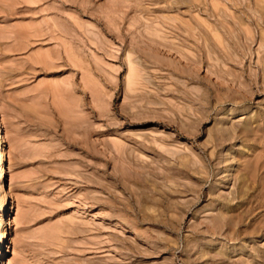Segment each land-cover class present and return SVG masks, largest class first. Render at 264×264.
I'll use <instances>...</instances> for the list:
<instances>
[{"label": "rangeland", "instance_id": "1", "mask_svg": "<svg viewBox=\"0 0 264 264\" xmlns=\"http://www.w3.org/2000/svg\"><path fill=\"white\" fill-rule=\"evenodd\" d=\"M245 1L0 0V264H218L212 216L263 227L264 3ZM261 231L214 244L263 262Z\"/></svg>", "mask_w": 264, "mask_h": 264}, {"label": "bare ground", "instance_id": "2", "mask_svg": "<svg viewBox=\"0 0 264 264\" xmlns=\"http://www.w3.org/2000/svg\"><path fill=\"white\" fill-rule=\"evenodd\" d=\"M247 1V0H246ZM245 1V2H246ZM259 1L260 2H263L264 3V0H258V3H259ZM237 2V1H236ZM245 2H243V3H245ZM254 2V1H253ZM242 3V4H243ZM251 3V2H250ZM252 4V3H251ZM250 5V4H249ZM253 5H254V3H253ZM235 6V5H234ZM240 6V5H239ZM247 6V5H246ZM262 6H264V5H261V7ZM251 7V6H250ZM253 7V6H252ZM256 8V7H255ZM263 8V7H262ZM248 9V8H247ZM250 11V10H249ZM253 12V11H252ZM255 12H257V11H255ZM260 13V12H259ZM256 14V13H255ZM259 15H261V14H259ZM255 16V15H254ZM258 16V15H257ZM263 18V17H262ZM213 54V53H212ZM231 54V53H230ZM212 56V55H211ZM196 67V66H195ZM199 69V68H198ZM195 71V70H194ZM197 71L198 70H196L194 73H197ZM211 72V71H210ZM213 74H211L210 76H209V74H208V76L209 77H212V75L215 77L214 79H217V81H218V79L220 78L219 76H218V73L217 72H212ZM207 75H204V78L203 79H205V77H206ZM197 77V76H196ZM209 77H207V78H209ZM216 77H218V78H216ZM195 79V78H194ZM211 79V78H210ZM196 80H198V79H196ZM207 80H209V79H207ZM207 80L205 79V81L207 82ZM220 80H222V79H220ZM219 80V81H220ZM199 81V80H198ZM211 81V80H210ZM194 82H197V81H195L194 80ZM216 82V81H215ZM221 82V81H220ZM220 82H217L216 84H220ZM223 82V81H222ZM222 82H221V84H222ZM198 83V82H197ZM211 83H214V82H211ZM216 84H214V85H216ZM223 85V84H222ZM222 85H219V86H222ZM217 86V85H216ZM194 88H193V92H194V94H195V98H194V100H198V93H199V91H201L200 89H199V87L198 88H196L195 86H193ZM221 90V89H220ZM203 92V91H202ZM197 95V96H196ZM201 95V94H200ZM205 95V94H204ZM196 97H198V98H196ZM217 97V96H216ZM202 98V97H201ZM152 101V100H151ZM155 101V100H154ZM153 101V102H154ZM195 102H197V101H195ZM148 103L149 104H153V103H151V102H149L148 101ZM156 104H158V102L156 103ZM197 104V103H196ZM197 108H195V115L197 116L198 114H197V112H199V113H201L202 114V117L201 118H199L200 119V121H202L203 122V119H207L206 117L208 116V114H207V112H203V110H204V107H203V110H196ZM197 111V112H196ZM206 111V110H205ZM236 112V111H235ZM193 113V114H194ZM233 113V112H232ZM134 114V113H133ZM132 114V115H133ZM192 114V115H193ZM234 114V113H233ZM232 114V115H233ZM135 115V114H134ZM133 115V116H134ZM139 115V114H138ZM194 115V116H195ZM133 116H132V118H133ZM144 116V115H143ZM142 115L140 116V118L142 117V119L143 118H145V117H143ZM198 116V117H199ZM137 118H139V116H137ZM146 118H147V116H146ZM196 119V118H195ZM198 119V118H197ZM197 121V120H196ZM197 123V122H196ZM199 124V123H198ZM200 126V125H199ZM244 129H246V128H244ZM218 133H216V135H217V141H216V143L220 140V139H222V138H229V136L231 137V135H232V132H229V130L227 129V128H219L218 130ZM189 132H191V130L189 131ZM193 132V131H192ZM191 132V133H192ZM199 132V131H198ZM194 133V132H193ZM196 133V132H195ZM225 140V139H224ZM222 142V141H221ZM220 144V143H219ZM217 145V144H216ZM3 158H5L4 157V150H3V142H2V138H0V160L2 161L3 160ZM176 162V161H175ZM188 163V162H187ZM183 164V163H182ZM195 164V163H194ZM226 165H229L230 166V164H226ZM198 166V165H197ZM228 166V167H229ZM0 170L1 171H3V167L1 166L0 167ZM196 170V169H195ZM231 169H228L227 170V172L225 173V178L222 180L223 182H226V181H229L232 177H234V176H232L233 174V172L231 173ZM2 172H0V174H1ZM232 176V177H231ZM11 181V180H10ZM12 182V181H11ZM8 183H10V182H8ZM13 184V183H12ZM12 184L10 183L9 184V186H8V188H7V190H8V192H11L12 191ZM225 186V185H224ZM227 187V186H226ZM194 190V189H193ZM242 192V191H241ZM2 194V193H1ZM7 194V193H6ZM156 194V193H155ZM234 194V193H233ZM149 196V195H148ZM240 196H242L241 194H239L238 196L237 195H233L232 197H229V196H227V197H225V198H223V200L221 201V202H225L226 204H230L231 202H233L237 197L239 198ZM197 198V197H196ZM7 200H8V197H5L4 198V200L2 201V209H4L5 208V204H6V202H7ZM163 200V199H162ZM194 202V201H193ZM218 202H220V201H218ZM191 204H192V202H191ZM195 204V203H194ZM169 205V204H168ZM232 205V204H231ZM248 205V204H247ZM231 206H228V209H231L230 208ZM256 210V209H255ZM254 211V210H253ZM253 211H251V210H246V211H239L237 214H230L229 215V211L227 212V211H220V212H218V214H216V215H214V216H212V220L210 221V222H208L207 223V225L205 226V228H203V229H207V233L208 234H204L206 237H209L211 240L209 241V242H207L206 244H204V245H201V246H199L200 248H202V250H200L201 251V253H202V255H201V257H204L206 254H207V252L205 251V248H206V250L208 251V250H211V251H215V253H214V255H216L215 257H218V260L217 261H215V262H217L218 264H220V263H223V262H228V264H237V262H232V261H230V259L235 255V253L238 251V250H242L241 248H238L235 244H233V245H231L229 248H226V249H221V250H219L218 249V246H219V244L218 245H216V244H214V242L216 241V239H219V238H223L224 237V239H232V240H240L244 245H245V248H248V247H250L251 246V241H249L248 240V238H252V237H255V236H257L258 237V235H261V234H258V233H260V232H262L261 231V229H264V225H263V227L262 226H260V225H255L254 227L253 226H251L250 224H247L248 225V229L247 228H242L241 227V225L243 224V223H245L249 218L251 219V215L253 214ZM186 212V211H185ZM231 212H232V210H231ZM236 213V212H235ZM229 215V216H228ZM238 220H237V219ZM249 219V220H250ZM148 221V220H147ZM180 224V223H179ZM197 225V224H196ZM195 225V226H196ZM205 225V224H204ZM246 225V226H247ZM202 226V225H201ZM194 233H195V235L197 234H201V231H202V229L201 228H199V225L197 226V227H194ZM206 232V231H205ZM263 233V232H262ZM6 234H7V232L6 231H4L1 235H0V239H3V238H5V236H6ZM202 235H203V231H202ZM198 237V236H197ZM260 237V236H259ZM0 244H1V241H0ZM213 245H215V249H214V246ZM187 247V246H186ZM208 248V249H207ZM204 249V250H203ZM0 250H1V245H0ZM199 250V249H198ZM199 251V252H200ZM211 251H209L210 253H213V252H211ZM208 252V253H209ZM208 255V254H207ZM250 257H252V255L250 256ZM263 258H264V256H262ZM213 258V260H215L214 259V257H212ZM210 259H211V257H210ZM6 262V261H5ZM189 262V261H188ZM250 262H251V264H264V261L262 262L261 260H259V259H255V258H252L251 260H250ZM6 264V263H5Z\"/></svg>", "mask_w": 264, "mask_h": 264}]
</instances>
